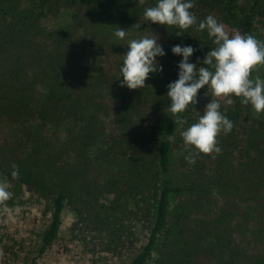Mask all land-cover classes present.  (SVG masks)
<instances>
[{"label": "trees", "instance_id": "obj_1", "mask_svg": "<svg viewBox=\"0 0 264 264\" xmlns=\"http://www.w3.org/2000/svg\"><path fill=\"white\" fill-rule=\"evenodd\" d=\"M155 4L0 0V173L43 201L42 250L69 211V241L105 264H264V117L230 97L221 153L189 164L181 132L195 105L174 117L117 80V27L143 21L159 37L163 71L147 84L165 105L180 60L171 48H197L195 62L213 47L196 25L177 35L145 21ZM191 11L264 41V0H195Z\"/></svg>", "mask_w": 264, "mask_h": 264}, {"label": "clouds", "instance_id": "obj_2", "mask_svg": "<svg viewBox=\"0 0 264 264\" xmlns=\"http://www.w3.org/2000/svg\"><path fill=\"white\" fill-rule=\"evenodd\" d=\"M143 4L144 0H139ZM195 0H156L153 7L144 10L145 21L154 25L165 26L178 31H186L197 26V31L206 32L213 47L207 51L202 61L199 57L191 62L198 50L191 45L176 44L171 54L180 57L177 64V79L167 85L169 112L179 117L189 106L197 103L201 88L210 89V101L206 104L198 121L181 132L188 155L184 158L189 164H195L199 154L210 155L221 153L217 137L221 133L228 134L233 129V122L221 112L218 99L212 97H236L240 103L249 105L259 115L264 114V78L253 75L260 67H264V41L255 36L236 33L229 36L225 26L213 15L198 21L191 9ZM138 29L140 25L137 26ZM126 29L117 27L114 36L125 40ZM127 52L123 55L120 67L121 87L129 90L143 89L150 74L161 73L163 65L158 58L167 53L159 43V37L151 32L138 39L127 42ZM227 103H232L227 99ZM169 135L167 140L174 142ZM15 175V173H13ZM10 197L6 184H0V201Z\"/></svg>", "mask_w": 264, "mask_h": 264}, {"label": "rangeland", "instance_id": "obj_3", "mask_svg": "<svg viewBox=\"0 0 264 264\" xmlns=\"http://www.w3.org/2000/svg\"><path fill=\"white\" fill-rule=\"evenodd\" d=\"M70 13H64L60 21H66ZM138 25L140 28L138 29ZM151 29L143 21H138L129 30L125 40L120 41L114 53L115 59L123 62V55L127 52V42L149 35ZM255 75L264 78V67H260ZM146 87L141 89L149 99V105L154 109L165 111L170 103L166 99L162 103L161 92L150 90L147 80ZM210 89L202 91L197 97L195 114L201 116L206 104L210 101ZM220 104H229L225 97H212ZM255 113V112H254ZM256 116H258L255 113ZM264 117V114H259ZM159 113H156L158 119ZM0 184H6L10 197L0 201V264H105L104 260H97V256L85 252L81 245L70 242L68 228L74 220V215L67 211L62 215L59 238L50 246L41 249L40 235L46 223V216L42 213L43 201L25 185H14L0 173ZM67 245V246H65ZM68 247V249H65ZM115 264V263H109Z\"/></svg>", "mask_w": 264, "mask_h": 264}]
</instances>
